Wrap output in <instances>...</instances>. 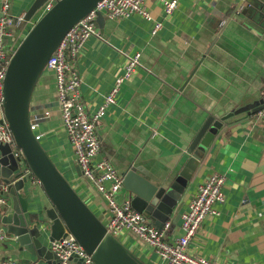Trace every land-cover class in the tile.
<instances>
[{
	"label": "crops",
	"instance_id": "crops-1",
	"mask_svg": "<svg viewBox=\"0 0 264 264\" xmlns=\"http://www.w3.org/2000/svg\"><path fill=\"white\" fill-rule=\"evenodd\" d=\"M31 2L12 0L10 14L23 16ZM144 8L151 20L137 14L111 20L99 14L97 36L77 56V92L93 108L114 87L128 59L140 54L137 71L120 86L115 103L97 123L99 155L121 177L135 169L153 183L175 184L167 241L179 236L180 216L197 185L213 174L223 176L224 202L200 225L190 251L218 264H264V120L257 119V109L223 121L207 148L186 152L208 117L264 98V0H179L169 15L154 0H147ZM41 15L40 10L19 32L15 26L7 44L17 45ZM154 23L161 27L152 34ZM55 101L54 77L43 73L29 105L31 119L50 112L35 130L43 134L39 143L103 222L105 203L78 172ZM26 194L32 224L38 220L45 226V211L52 205L42 187L30 179ZM9 205L7 199L0 214ZM117 239L143 264H165L133 234ZM45 244L49 249L50 242ZM0 259L47 264L20 251L1 227Z\"/></svg>",
	"mask_w": 264,
	"mask_h": 264
},
{
	"label": "water",
	"instance_id": "water-1",
	"mask_svg": "<svg viewBox=\"0 0 264 264\" xmlns=\"http://www.w3.org/2000/svg\"><path fill=\"white\" fill-rule=\"evenodd\" d=\"M45 1L32 0L23 15V21H30ZM98 1L57 2L25 35L10 59L4 80L3 115L16 146L22 151L23 161L9 145L0 144V181L7 186L6 196L10 201V205L0 214V227L5 235L14 239L20 251L25 250L47 264H59V261L45 242L58 241L67 232L91 255L94 264H143L117 238L105 233L103 224L58 171L29 127L30 99L47 60L69 29ZM263 105L264 98H261L233 112H218L208 117L188 146L187 154H196L198 146L207 148L223 121L258 110ZM26 169L39 181L52 205L45 211L48 221L45 226L38 220L33 224L31 222L26 194V185L31 177ZM122 183L129 193L130 206L134 211L161 224L168 220L176 205L173 195L177 193L175 184L153 183L135 169L122 175ZM68 264L83 262L71 258Z\"/></svg>",
	"mask_w": 264,
	"mask_h": 264
},
{
	"label": "built area",
	"instance_id": "built-area-1",
	"mask_svg": "<svg viewBox=\"0 0 264 264\" xmlns=\"http://www.w3.org/2000/svg\"><path fill=\"white\" fill-rule=\"evenodd\" d=\"M61 0H46L41 7L42 15L50 11ZM147 0H99L96 5L65 34L55 51L47 60L43 73H51L54 77L55 103L60 115L61 125L73 149L75 163L83 178L91 182L102 196L105 206L104 218L100 221L105 233L117 238L127 232L136 236L142 243L150 247L165 264H218L205 257L193 255L190 246L194 242L200 225L216 213V204L224 202L223 176L213 174L197 185L195 194L190 199L187 210L180 216L179 236L167 241L171 230L169 222L155 227L149 223V218L134 211L130 206L129 193L124 189L122 177L116 172L110 162L100 156V139L96 132L97 123L105 116L108 107L115 103L120 86L131 79L137 71L140 54L135 53L126 62L122 74L117 78L114 87L108 92L101 104L90 108L80 98L77 89L80 79L76 71L78 54L87 40L97 36L96 19L99 14L106 15L111 20L128 18L133 14L151 20L144 8ZM159 3L165 15L171 14L179 4V0H154ZM11 0H1L0 9V144L9 145L16 156L23 161V154L13 140L12 133L3 115L4 80L10 59L18 48L9 46L6 42L11 31L23 21V16L10 14ZM41 15V16H42ZM161 24L154 23L152 34H155ZM49 111L35 118H30L29 127L39 142L43 134L35 132L38 122L48 118ZM257 119L264 120V105L256 111ZM156 134V133H155ZM26 173L31 180L40 185L31 174ZM7 186L0 181V208L7 204ZM122 199V201H118ZM49 250L55 254L59 264H68L69 259L76 258L83 264H94L91 255L87 254L78 244L74 236L67 232L58 241H52ZM0 264H20L12 259H0Z\"/></svg>",
	"mask_w": 264,
	"mask_h": 264
},
{
	"label": "rangeland",
	"instance_id": "rangeland-1",
	"mask_svg": "<svg viewBox=\"0 0 264 264\" xmlns=\"http://www.w3.org/2000/svg\"><path fill=\"white\" fill-rule=\"evenodd\" d=\"M12 1V0H11ZM26 22L25 21H22L20 24H19V27H17V31L19 32L22 28V25H24ZM160 227V226H159Z\"/></svg>",
	"mask_w": 264,
	"mask_h": 264
}]
</instances>
